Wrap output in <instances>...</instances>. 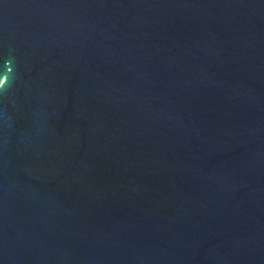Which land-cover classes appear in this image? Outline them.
Returning <instances> with one entry per match:
<instances>
[{
    "label": "water",
    "instance_id": "1",
    "mask_svg": "<svg viewBox=\"0 0 264 264\" xmlns=\"http://www.w3.org/2000/svg\"><path fill=\"white\" fill-rule=\"evenodd\" d=\"M0 264H264V0H0Z\"/></svg>",
    "mask_w": 264,
    "mask_h": 264
}]
</instances>
